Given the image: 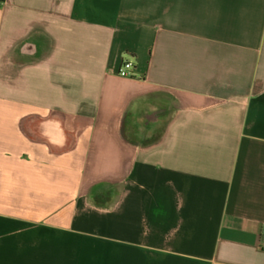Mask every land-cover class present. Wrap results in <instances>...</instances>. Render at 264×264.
Here are the masks:
<instances>
[{
    "label": "crops",
    "instance_id": "1",
    "mask_svg": "<svg viewBox=\"0 0 264 264\" xmlns=\"http://www.w3.org/2000/svg\"><path fill=\"white\" fill-rule=\"evenodd\" d=\"M0 264H264V0H0Z\"/></svg>",
    "mask_w": 264,
    "mask_h": 264
},
{
    "label": "built area",
    "instance_id": "2",
    "mask_svg": "<svg viewBox=\"0 0 264 264\" xmlns=\"http://www.w3.org/2000/svg\"><path fill=\"white\" fill-rule=\"evenodd\" d=\"M136 66L135 62L131 59L123 60L118 71V76L123 79L135 78Z\"/></svg>",
    "mask_w": 264,
    "mask_h": 264
}]
</instances>
